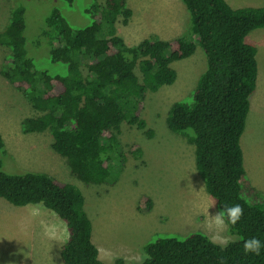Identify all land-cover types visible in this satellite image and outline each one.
<instances>
[{
	"label": "trees",
	"instance_id": "1",
	"mask_svg": "<svg viewBox=\"0 0 264 264\" xmlns=\"http://www.w3.org/2000/svg\"><path fill=\"white\" fill-rule=\"evenodd\" d=\"M181 1L187 12L185 29L192 37L184 32L171 39L153 34L133 45L117 29L132 17L127 0L94 2L86 9L91 23L83 27L72 26L55 8L42 33L50 38L52 63L65 67L56 73L36 67L26 47L25 7L14 6L0 30V45L10 50L0 72L36 111L22 119L24 133L50 131L51 148L66 159L71 176L86 184H114L125 161L122 124L153 137L142 117L145 95L174 84L178 74L173 62L190 57L199 45L206 67L189 96L170 106L166 125L192 145L196 169L218 210L239 204L243 216L228 225L236 238L223 250L201 231L160 233L144 244L143 253L152 258L143 264H264V248L261 255L242 250V242L251 237L264 244V194L247 175L241 145L258 79L257 47L246 38L264 27V5ZM131 151L136 157L143 153L139 144ZM1 152L8 149L0 132ZM0 197L14 205L49 209L64 221L68 236L60 248L63 264H140L121 256L110 262L98 259L84 195L74 183L46 172L10 173L0 167ZM142 199L151 206L150 197Z\"/></svg>",
	"mask_w": 264,
	"mask_h": 264
},
{
	"label": "rangeland",
	"instance_id": "2",
	"mask_svg": "<svg viewBox=\"0 0 264 264\" xmlns=\"http://www.w3.org/2000/svg\"><path fill=\"white\" fill-rule=\"evenodd\" d=\"M105 0H0V30L9 21L11 9L25 7L26 47L40 70L65 72V67L52 63L50 38L43 35L46 18L55 8L74 27L91 23L86 9ZM233 7L263 6L264 0H227ZM133 14L127 25L117 24L118 33L133 45L150 35L171 39L187 28V12L181 0H127ZM183 33V34H184ZM246 40L257 47L258 79L246 128L241 138L244 165L252 184L264 194V27L251 31ZM9 47L0 45V70ZM177 70L174 84L156 92H147L142 117L154 130L149 138L145 130L123 123L120 133L125 161L114 184H86L71 176L66 159L51 148L52 135L24 133L21 121L36 114L27 99L0 72V132L7 153H0V167L6 172L26 170L46 172L74 183L84 195V209L92 221L93 242L100 257L108 252L112 261L124 257L139 261L143 246L156 234L186 235L207 230L206 206L213 198L206 191L196 169L193 147L166 125V115L177 100L186 99L206 67V56L198 45L188 58L173 62ZM133 144L142 148V156L131 151ZM119 163L113 161L117 169ZM143 196L150 197L148 205ZM216 204L209 208L214 215ZM230 240L228 225L223 233ZM63 220L49 209L34 204L14 205L0 197V264H63L60 248L67 240ZM142 248V251H141Z\"/></svg>",
	"mask_w": 264,
	"mask_h": 264
},
{
	"label": "clouds",
	"instance_id": "3",
	"mask_svg": "<svg viewBox=\"0 0 264 264\" xmlns=\"http://www.w3.org/2000/svg\"><path fill=\"white\" fill-rule=\"evenodd\" d=\"M215 205V201L209 203L205 212L207 213V230L211 233L209 236V242L213 246H218L222 250L225 249L230 243L234 242L228 237L223 235L227 225H235L243 216V208L239 205H224L214 215L209 213V208ZM264 248V244L257 237H251L242 242V250L245 255H261V250ZM111 258V253L108 252L104 257L98 256V259ZM151 255L144 253L140 258V264H143L144 260H151Z\"/></svg>",
	"mask_w": 264,
	"mask_h": 264
}]
</instances>
